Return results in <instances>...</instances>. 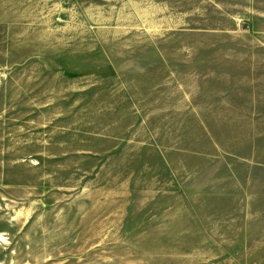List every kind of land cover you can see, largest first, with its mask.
<instances>
[{
	"label": "rangeland",
	"instance_id": "rangeland-1",
	"mask_svg": "<svg viewBox=\"0 0 264 264\" xmlns=\"http://www.w3.org/2000/svg\"><path fill=\"white\" fill-rule=\"evenodd\" d=\"M0 264H264V0H0Z\"/></svg>",
	"mask_w": 264,
	"mask_h": 264
}]
</instances>
